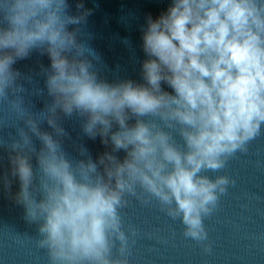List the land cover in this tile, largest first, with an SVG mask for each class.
Listing matches in <instances>:
<instances>
[{"label":"clouds","instance_id":"clouds-1","mask_svg":"<svg viewBox=\"0 0 264 264\" xmlns=\"http://www.w3.org/2000/svg\"><path fill=\"white\" fill-rule=\"evenodd\" d=\"M77 9L71 14L68 0H0V102L23 122L10 142L0 140L10 164L0 183L10 190L18 180L13 198L38 224L50 264H129L120 215L127 195L155 198L185 237L207 240L204 218L230 178L204 173L247 151L264 128V0H170L149 14L142 82L100 78L98 54L78 38L92 9L83 0ZM34 50L50 60L52 102L38 113L13 67ZM60 113L83 117L84 135L99 137L105 151L93 158L81 144L80 158L69 156Z\"/></svg>","mask_w":264,"mask_h":264},{"label":"water","instance_id":"water-1","mask_svg":"<svg viewBox=\"0 0 264 264\" xmlns=\"http://www.w3.org/2000/svg\"><path fill=\"white\" fill-rule=\"evenodd\" d=\"M68 2L71 14L82 11L77 9L80 0ZM83 3L92 12L81 26L78 38L98 54L99 60L94 64L100 78L142 82L140 68L145 59L142 31L146 18L149 14L155 18L165 11L170 0H83ZM49 65L48 56L39 50L13 65L22 74L18 83L24 86L22 96L33 113L45 110L52 102L45 86L44 69ZM0 119L5 121L0 126V140L10 142L23 122L6 101L0 102ZM83 119L60 113L59 123L68 133L61 138L62 146L69 156L80 158L78 148L82 144L95 158L105 151V145L99 137L92 140L84 135ZM40 127L52 131L46 121ZM176 139L180 141L179 135ZM33 141L39 150L40 141L35 137ZM117 155L122 158L124 153ZM8 157L9 150L0 147V176L10 171ZM32 162L35 166L34 157ZM204 174L230 178L227 191L220 195L214 211L204 218L208 232L205 241L185 237L180 219L169 217L155 198L143 203L135 196H126L129 203L120 209V215L129 235V264H264V128L249 141L247 151H237L224 168ZM18 190V180H13L10 190L0 183V264H50L47 250L37 244L38 224L25 219L24 207L13 198ZM130 229H135V235ZM209 245L210 250H206ZM113 252L118 254L116 248Z\"/></svg>","mask_w":264,"mask_h":264}]
</instances>
